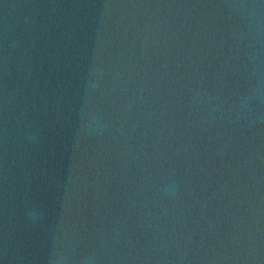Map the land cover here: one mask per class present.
I'll return each instance as SVG.
<instances>
[{
	"label": "water",
	"instance_id": "obj_1",
	"mask_svg": "<svg viewBox=\"0 0 264 264\" xmlns=\"http://www.w3.org/2000/svg\"><path fill=\"white\" fill-rule=\"evenodd\" d=\"M0 264H264V0H0Z\"/></svg>",
	"mask_w": 264,
	"mask_h": 264
}]
</instances>
